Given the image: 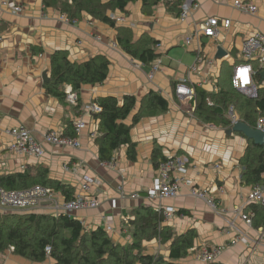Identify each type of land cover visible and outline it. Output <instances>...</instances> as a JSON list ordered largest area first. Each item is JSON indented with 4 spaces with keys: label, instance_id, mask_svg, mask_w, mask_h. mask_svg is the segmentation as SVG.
I'll list each match as a JSON object with an SVG mask.
<instances>
[{
    "label": "crops",
    "instance_id": "1",
    "mask_svg": "<svg viewBox=\"0 0 264 264\" xmlns=\"http://www.w3.org/2000/svg\"><path fill=\"white\" fill-rule=\"evenodd\" d=\"M3 1L13 2L23 11L14 15L0 6V175L23 173L29 168L34 170L43 166L51 181L72 190V197L81 195L84 177L92 179L94 183L87 196L97 199L99 208L75 212L71 217L78 220L86 231L102 228L112 242L121 247L132 242L133 227L128 222L133 219V210L142 206L155 212L159 208H172L173 218L162 225L169 226L177 236L188 231L196 234L194 246L188 257L182 260L183 264H199L195 258L203 247L221 249L213 264H264V245L253 242L257 241L256 231L262 226L256 228L252 222L253 228H250L237 219V228L249 242L236 241V233L227 225L232 215H217L204 201L191 196L193 189L206 190L221 208L232 211L242 207L245 213H252L245 205L252 186L242 183L239 162L248 139L242 134H227L234 125L231 109L237 122L243 121L233 106L227 112L231 123L228 128L198 121L193 114L195 101L178 98L174 92V87L186 79L194 90L198 88L217 94L221 89L217 86V79L224 71L229 75L227 84L229 80L232 82L235 67L246 64L240 53L243 42L255 34L264 35V0L251 1L256 8L255 14L234 8L236 1L247 3V0L219 3L193 0L200 8L185 21L162 2L153 8L151 14H144L142 2L138 0L129 3L123 12H108L111 21V15L126 18L125 24L112 21L114 27L87 14L79 20H70L65 15L75 22L65 24L60 21L57 10L44 6V0ZM208 18L228 19L231 23L228 28L221 26L216 39L197 35L200 24ZM119 37L132 43L142 40L156 42L149 48L159 55L155 62L159 63V70L151 81L147 75L155 63L147 66L130 57L120 46ZM218 48L226 53L222 59L216 58ZM59 51L65 52L72 62L81 63L95 56H103L109 62L103 85L82 87L79 108L66 99L61 102L51 97L44 88L47 81L44 78L49 76L50 57ZM199 54L205 62L196 73H190ZM134 62L140 67L136 68ZM254 62L261 69L258 61ZM259 86L264 88V81ZM149 92L168 101L167 112L143 118L131 128L130 138L136 145L134 161L128 159L127 147H121L111 158L115 165L111 168L102 166L95 141L99 136L98 120L86 112V106L96 104L103 97H115L121 101L124 96H132L136 99V108L125 121L130 125L140 102ZM77 119L86 125L79 137L80 149L61 148L44 142V135L50 130L67 133L70 126L73 132L72 123ZM18 126L31 131L43 144L45 153L41 159L9 153L10 138L4 130ZM154 150L164 158L171 156L183 162L186 173L175 171L171 175V181L183 179L175 199H150L147 196L158 176V165H154L158 159L153 161L152 157ZM56 194L65 199L61 192ZM29 213L50 215L43 209L9 214ZM143 247L147 254L161 258L168 256V243L160 244L154 239L144 242ZM9 249L0 254V264H55L50 257L37 262L15 255Z\"/></svg>",
    "mask_w": 264,
    "mask_h": 264
},
{
    "label": "trees",
    "instance_id": "2",
    "mask_svg": "<svg viewBox=\"0 0 264 264\" xmlns=\"http://www.w3.org/2000/svg\"><path fill=\"white\" fill-rule=\"evenodd\" d=\"M138 0H44L46 8L57 10L70 20H79L83 14L114 27L108 17V12L124 11L129 3ZM142 2L144 14H151L159 3L180 14L181 0H139ZM125 37V36H124ZM120 46L126 54L145 65H152L159 60V55L149 46L156 42L142 40L132 43L127 38L119 37ZM243 62V61H242ZM245 63V62H243ZM254 70V81L258 87L256 99L245 98L236 92L229 80L227 84L226 71L217 80L221 87L217 94L195 89L194 116L198 121L230 127L227 117L228 109L233 106L238 118L251 128H255L260 117H264V88L259 86L263 81L262 69H258L254 61L248 62ZM109 62L103 56H95L87 61L77 63L68 59L65 52H55L50 57L49 76L45 83L48 95L63 102L66 99L65 90L69 86L78 97L76 107L79 108V93L83 86H101L108 76ZM176 85V84H175ZM175 88V87H174ZM101 112L94 115L98 120L99 136L96 138L100 161L110 160L113 153L121 147H127V157L134 161L136 145L130 138L131 128L143 118L155 117L168 110V101L155 92H149L140 102L137 111L131 119V124L125 121L136 108V99L124 96L121 101L115 97H103L96 101ZM68 130V131H67ZM66 135H73L71 127ZM154 165L165 159L153 151ZM242 168L241 180L247 186H255L264 182V146H255L247 141L244 155L240 159ZM40 185L61 192L65 199L72 198V190L59 182L48 178V170L39 166L23 173L0 175V187L6 190H24ZM253 214V225L264 227V208L248 205ZM133 219L129 225L133 227L132 242L126 247L114 244L107 232L102 228L86 231L82 224L71 216L61 215L57 218L51 215L9 214L0 216V254L10 247L15 255L32 261L46 259L45 248L50 247L55 264H183L189 251L194 246L196 234L188 231L183 235H175L173 230L162 225V216L150 207H139L133 210ZM158 240L160 244L168 243V256L150 255L145 253L143 243Z\"/></svg>",
    "mask_w": 264,
    "mask_h": 264
},
{
    "label": "built area",
    "instance_id": "3",
    "mask_svg": "<svg viewBox=\"0 0 264 264\" xmlns=\"http://www.w3.org/2000/svg\"><path fill=\"white\" fill-rule=\"evenodd\" d=\"M179 19L185 21L190 17V15L197 11L200 6L193 0H181ZM247 3L235 2L234 8L246 13L255 14L256 8L252 4V0H247ZM214 2H223V0H214ZM0 6L4 7L14 15L22 13V8L13 2L0 0ZM110 18L116 24H125L126 18L124 16H114L111 15ZM59 19L65 24L75 23L70 21L65 15L60 14ZM230 20L220 21L217 18H208L199 26V33L197 35H202L205 38L216 39L220 35L221 26L228 28L230 26ZM113 48H117L116 44L111 45ZM241 57L246 64L236 66L232 77V87L243 93L250 99H256L258 97L257 87L254 83V70L250 63L254 60L258 61L261 69L264 71V35L255 34L247 38L240 49ZM205 62L204 57L199 54L196 57L194 65L190 68V73H196L199 66ZM134 66L139 68V64L134 62ZM159 70V63H155L151 66V69L147 75L149 81H151L156 72ZM201 85V84H199ZM175 95L183 100L194 101L195 90L193 87L187 84L186 79H182L175 86ZM66 100L71 105L76 106L78 97L72 92L71 88L68 87L65 91ZM195 106V104H194ZM194 107H192V110ZM230 110L232 117V122L235 124L237 122L236 116ZM86 112L88 114L97 115L101 112V108L95 104H89L86 106ZM86 128L85 123L81 119L74 120L72 123L73 135H66L64 132L59 130H50L44 135V142L52 146H58L67 149H80L81 144L79 137L82 131ZM264 133V117H260L257 120L256 128ZM5 134L10 138V143L8 145V151L18 157H33L41 159L44 155V147L42 143H39L35 137L32 135L31 131L23 126L13 127L4 130ZM102 166L107 168L113 167V159L102 161ZM179 172L185 174L186 170L183 167V162L175 157H167L160 161L158 164V176L154 180L152 187L148 190L147 196L150 199L158 198L160 200H171L178 196L179 183L183 179H177L176 181H171V175L174 172ZM94 181L90 178L84 177L83 183L80 186L81 195H76L71 199L60 198L56 192L52 189L43 187L40 185L32 186L24 190H6L0 187V216L4 214H9L13 212L23 213V212H33L38 209H43L47 211L51 216L57 218L61 215L71 216V214L79 211L94 210L99 208L100 202L92 197L87 196L90 191V185ZM191 196L202 200L206 203L208 208L212 210L217 215H232V219L228 220L227 225L230 229L234 230L236 233L235 240L246 244L248 239L242 234V232L236 226V220H242L248 227H252L253 214L245 213L242 207L236 208L232 211H228L225 208H221L219 203L206 191L191 190ZM255 204L264 208V182L255 186H252L251 190L248 192L245 205ZM162 216V221L167 222L173 218L174 210L172 208L157 209ZM111 218H108V221ZM109 231L110 228L107 227ZM257 241L255 244L264 245V227H260L257 231ZM9 251L13 252V248L10 247ZM51 253L50 247L45 248L46 258H49ZM221 254V249L219 248H208L203 247L200 253L196 256L195 261L199 264H213L216 262L217 258Z\"/></svg>",
    "mask_w": 264,
    "mask_h": 264
},
{
    "label": "water",
    "instance_id": "4",
    "mask_svg": "<svg viewBox=\"0 0 264 264\" xmlns=\"http://www.w3.org/2000/svg\"><path fill=\"white\" fill-rule=\"evenodd\" d=\"M224 56H226V53L221 48H218L216 58L222 59ZM47 79V77L44 78V80ZM233 133L242 134L249 141H252L255 146H264V133L259 131L258 129L249 127L243 122H236L233 127L227 131L228 135Z\"/></svg>",
    "mask_w": 264,
    "mask_h": 264
}]
</instances>
